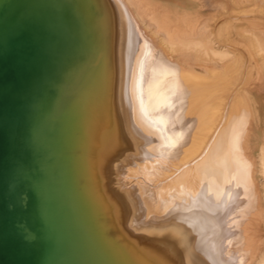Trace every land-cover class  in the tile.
<instances>
[{
  "label": "bare ground",
  "instance_id": "6f19581e",
  "mask_svg": "<svg viewBox=\"0 0 264 264\" xmlns=\"http://www.w3.org/2000/svg\"><path fill=\"white\" fill-rule=\"evenodd\" d=\"M95 1L0 0V264H233L258 210L245 103L152 45L132 0ZM196 150L197 184L130 179Z\"/></svg>",
  "mask_w": 264,
  "mask_h": 264
},
{
  "label": "rangeland",
  "instance_id": "374dc122",
  "mask_svg": "<svg viewBox=\"0 0 264 264\" xmlns=\"http://www.w3.org/2000/svg\"><path fill=\"white\" fill-rule=\"evenodd\" d=\"M262 2L260 0H132L131 7L139 19L137 29L141 34L150 36L152 45L161 44L169 48L174 62L182 68L185 67L208 78L206 71L210 70V78L216 81L215 83L220 81L217 83L218 88L223 86L225 95L234 88L236 89L234 99L240 96L241 101L246 105L244 128L247 134L244 138L245 135L241 132V139L238 142L243 143L246 139L247 149L243 146L241 154L245 162L243 163L246 164L248 173L253 179L254 202L258 210L256 209L257 215L255 214L252 225L247 228L244 226L246 228L244 232L247 231L246 236L243 244L234 253L237 261L233 264L264 263V0ZM262 17L263 20L260 19ZM219 73L227 80L225 83L219 79L221 77ZM224 97L223 95L222 101H219L216 107V112L219 114L217 113L213 125L219 121L222 107L228 99ZM205 141L206 139H203L199 143L200 148H204ZM197 150L184 157L180 161L181 166L178 162L166 168L163 166L159 171L150 170L145 175L136 169L134 171L139 174L134 171L129 172L130 179L149 189L154 194V198H158L157 195L164 188L170 187L182 174L184 177L187 176V179L191 174L189 181L197 184L194 179L198 177L195 166L204 162V156L199 157L196 154ZM190 189L193 194V184ZM154 201L145 210L144 219L152 217L158 209V204ZM184 211L183 213H186Z\"/></svg>",
  "mask_w": 264,
  "mask_h": 264
},
{
  "label": "water",
  "instance_id": "95a60500",
  "mask_svg": "<svg viewBox=\"0 0 264 264\" xmlns=\"http://www.w3.org/2000/svg\"><path fill=\"white\" fill-rule=\"evenodd\" d=\"M93 3H96V1L95 0H93ZM96 6V5H95Z\"/></svg>",
  "mask_w": 264,
  "mask_h": 264
}]
</instances>
